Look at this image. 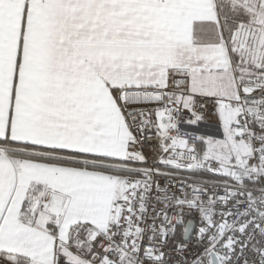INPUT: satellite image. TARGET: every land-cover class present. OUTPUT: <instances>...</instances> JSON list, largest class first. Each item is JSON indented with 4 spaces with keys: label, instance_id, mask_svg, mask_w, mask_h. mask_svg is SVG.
<instances>
[{
    "label": "snow or ice",
    "instance_id": "snow-or-ice-1",
    "mask_svg": "<svg viewBox=\"0 0 264 264\" xmlns=\"http://www.w3.org/2000/svg\"><path fill=\"white\" fill-rule=\"evenodd\" d=\"M0 264H264V0H0Z\"/></svg>",
    "mask_w": 264,
    "mask_h": 264
}]
</instances>
